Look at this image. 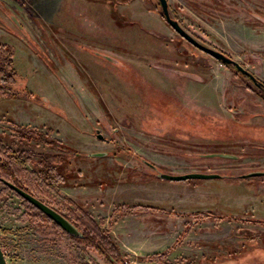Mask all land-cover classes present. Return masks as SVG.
I'll return each instance as SVG.
<instances>
[{"label": "rangeland", "instance_id": "374dc122", "mask_svg": "<svg viewBox=\"0 0 264 264\" xmlns=\"http://www.w3.org/2000/svg\"><path fill=\"white\" fill-rule=\"evenodd\" d=\"M168 5L264 84V0ZM0 46L17 73L1 82L0 162L46 171L37 197L91 213L127 264L178 239L167 264H264V175L240 176L264 171L263 88L159 0H0ZM0 245L8 264H110L2 181Z\"/></svg>", "mask_w": 264, "mask_h": 264}, {"label": "trees", "instance_id": "16d2710c", "mask_svg": "<svg viewBox=\"0 0 264 264\" xmlns=\"http://www.w3.org/2000/svg\"><path fill=\"white\" fill-rule=\"evenodd\" d=\"M6 46H0V61L7 62V66H3L0 63V96L5 95V87L1 85V82L4 81H11V83H16L17 80V73L13 67L11 55L7 52L6 53ZM226 64V63H225ZM231 65V64H227ZM248 76V75H247ZM258 81V80H257ZM261 83L260 81H258ZM0 170L4 173L0 176V181H2L9 190H13L9 187L4 180L11 181L18 185L19 187L23 188L24 190L28 191L29 193L37 196V192L41 191L43 185L46 186V181L44 182L45 174L44 170L33 169L28 171L25 169L15 157H6L4 161L0 162ZM51 172V170H49ZM44 182V183H43ZM37 190V191H36ZM14 191V190H13ZM36 191V192H35ZM19 197L22 198L23 202H25L28 206L32 209L38 210L41 215H43L49 222L53 224V226L58 229L61 233L67 236L71 241L77 242L79 244H85L88 247H92L99 251L102 255L105 256L107 261L110 264H127L121 257L123 255L120 246L116 243L115 239L112 236V233L108 229L101 228L100 223L96 221L94 216L91 213L86 212L82 208H77L76 213H69L60 209L68 219H70L83 233V237H75L70 235L67 231H65L59 224H57L53 219L48 217L43 211L33 205L31 202L26 200L16 191H14ZM43 193V192H42ZM47 191L44 190V194ZM197 214V213H196ZM203 218H209L212 215L210 212H200L198 213ZM187 233V232H186ZM181 244V239H178L177 242L172 245L171 247L167 248L162 252L153 253L147 256H140L138 259L140 261H148V262H158L159 264H167L165 258L167 254L170 253L174 248ZM130 255V254H129ZM83 264H89L84 262Z\"/></svg>", "mask_w": 264, "mask_h": 264}, {"label": "water", "instance_id": "95a60500", "mask_svg": "<svg viewBox=\"0 0 264 264\" xmlns=\"http://www.w3.org/2000/svg\"><path fill=\"white\" fill-rule=\"evenodd\" d=\"M161 7H162V15L166 18L167 22L185 39H187L189 42L194 44L199 49L205 51L206 53L212 55L216 59L222 61L226 64H233L237 67L239 71L242 73L248 75L254 83L263 88L264 91V84L259 83L254 75H252L249 71H247L244 67H242L238 62L233 60L232 58L228 57L224 53L207 47L206 45H203L199 41H197L190 33H188L178 22V20L174 19L169 11V5L168 0H159ZM97 136L100 139H104V136L100 132V130H97ZM100 154V153H99ZM264 175V171H252L249 173H245L241 175L244 178L248 177H254V176H261ZM161 178L169 179V180H175V181H182L187 179H208V178H220L222 175L219 173H201V172H187L183 174H170L161 172L159 174ZM4 182L11 187L14 191H16L18 194H20L22 197H24L26 200L31 202L33 205H35L37 208H39L41 211H43L48 217L53 219L57 224H59L65 231H67L70 235L75 237H83L82 231L70 220L68 219L62 212H60L58 209L53 207L52 205L48 204L44 200L40 199L39 197L29 193L28 191L24 190L23 188L19 187L15 183L4 180ZM0 264H8L6 260V256L1 248L0 245ZM118 264V263H117Z\"/></svg>", "mask_w": 264, "mask_h": 264}, {"label": "crops", "instance_id": "0c3cea01", "mask_svg": "<svg viewBox=\"0 0 264 264\" xmlns=\"http://www.w3.org/2000/svg\"><path fill=\"white\" fill-rule=\"evenodd\" d=\"M129 250H130V251H129L130 253L133 252L131 249H129ZM137 264H153V263H149V262H139V263H137Z\"/></svg>", "mask_w": 264, "mask_h": 264}, {"label": "flooded vegetation", "instance_id": "af4514ba", "mask_svg": "<svg viewBox=\"0 0 264 264\" xmlns=\"http://www.w3.org/2000/svg\"><path fill=\"white\" fill-rule=\"evenodd\" d=\"M223 176H225V178H226L227 175H222L221 177H223ZM240 176H241V175H240ZM241 177H242V176H241ZM242 178H244V177H242Z\"/></svg>", "mask_w": 264, "mask_h": 264}]
</instances>
